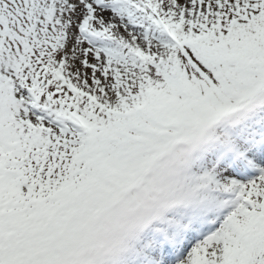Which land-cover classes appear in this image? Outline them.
Returning <instances> with one entry per match:
<instances>
[{
    "label": "snow or ice",
    "instance_id": "6c2138e0",
    "mask_svg": "<svg viewBox=\"0 0 264 264\" xmlns=\"http://www.w3.org/2000/svg\"><path fill=\"white\" fill-rule=\"evenodd\" d=\"M181 140L186 203L97 248ZM0 264H264V0H0Z\"/></svg>",
    "mask_w": 264,
    "mask_h": 264
},
{
    "label": "rangeland",
    "instance_id": "374dc122",
    "mask_svg": "<svg viewBox=\"0 0 264 264\" xmlns=\"http://www.w3.org/2000/svg\"><path fill=\"white\" fill-rule=\"evenodd\" d=\"M177 149L181 154L184 153V150L181 145H177ZM195 159H196V153H193L189 156L188 163L191 171L193 164L195 163ZM156 171L158 170H155V173ZM188 193L189 192L162 193L161 199L158 204L159 205L158 208L153 210H147L146 213L136 215V217L132 220V222L124 228L122 234H120V236H118L116 239L112 241L111 245L106 249V251L118 252V253H122L126 251L128 248H130L132 245L135 244L140 234L149 224H151L155 220L163 218L165 214L171 211L175 206L186 203L185 197ZM125 198L127 199L126 202L128 204L133 203V198L129 197L126 191H125ZM124 210H125L124 205H118L117 207H115V211L118 215L121 211ZM109 214H112V212L110 211ZM108 217L109 216L107 215L105 218ZM105 218L103 220H105ZM105 228L108 229V227ZM98 237H100V233L97 230L94 237V243L97 244V247H98V241L96 239Z\"/></svg>",
    "mask_w": 264,
    "mask_h": 264
}]
</instances>
